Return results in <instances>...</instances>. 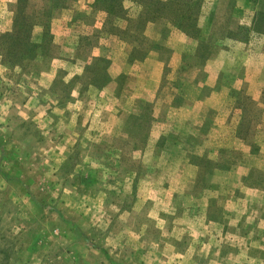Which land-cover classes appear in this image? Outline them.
<instances>
[{
	"label": "rangeland",
	"instance_id": "rangeland-1",
	"mask_svg": "<svg viewBox=\"0 0 264 264\" xmlns=\"http://www.w3.org/2000/svg\"><path fill=\"white\" fill-rule=\"evenodd\" d=\"M21 2L0 264H264V0Z\"/></svg>",
	"mask_w": 264,
	"mask_h": 264
},
{
	"label": "trees",
	"instance_id": "trees-1",
	"mask_svg": "<svg viewBox=\"0 0 264 264\" xmlns=\"http://www.w3.org/2000/svg\"><path fill=\"white\" fill-rule=\"evenodd\" d=\"M21 0H18V17L15 20L14 23V31H12L11 33H7L6 35H3L1 38V43L5 44V43H10L11 40H13L14 38H17V40H19V36L21 34V32L25 29V31L27 32V29L32 30L34 29V25H30V23L28 22V20L25 17V14L21 11ZM157 6H163V9L166 7L165 4H163L162 2L158 1V3H155ZM186 19L183 18V16H180L179 18H177V20L175 19L176 24L179 25V28H181L183 26V23H185ZM19 31V35L18 37H16V32ZM24 31V32H25ZM16 40V41H17ZM15 42H12V44H14ZM19 44L22 46L23 51H26L25 54V59L27 58H31V57H35V49L38 47L37 44H34L32 42L31 37H25L24 39H21ZM38 54V52H37Z\"/></svg>",
	"mask_w": 264,
	"mask_h": 264
}]
</instances>
